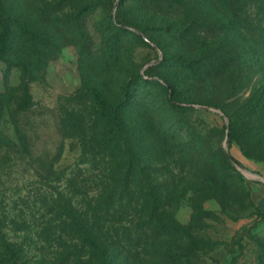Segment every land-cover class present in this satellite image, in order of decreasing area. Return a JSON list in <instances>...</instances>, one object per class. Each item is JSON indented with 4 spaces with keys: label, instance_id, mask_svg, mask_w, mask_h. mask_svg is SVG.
<instances>
[{
    "label": "rangeland",
    "instance_id": "rangeland-1",
    "mask_svg": "<svg viewBox=\"0 0 264 264\" xmlns=\"http://www.w3.org/2000/svg\"><path fill=\"white\" fill-rule=\"evenodd\" d=\"M163 1L8 4L12 9L5 17L27 30L14 25L11 46L0 57V101L6 104L2 128L18 149L0 145V176L13 193L10 198L26 194L47 171L64 186L78 168L91 177L75 129L81 124L91 131L99 103L108 114L125 96L121 85L129 82L134 100L126 118L137 137L147 136L149 182L158 178L165 186L161 222L180 230L164 245L179 240L189 227L196 240L211 245L194 253L191 264H258L248 232L264 236V100L257 103L264 94V52L239 66L235 57L227 69L222 50L220 62L212 53L214 45L222 46L216 25L224 19L216 8L204 0H185L175 14L177 29L170 30L157 20V13L166 11ZM258 11L249 4L244 16L264 27ZM117 14L123 21H141L145 30L136 24L125 27L142 38L127 33L119 46L118 31H111V21L121 25ZM30 37L37 47L25 45ZM242 48L238 57L247 49ZM211 58L216 63L210 64ZM167 84L185 109L170 104ZM15 129L27 138L17 141ZM212 165L216 170L208 175ZM19 212L28 211L19 207L10 213ZM27 214L15 217L26 216L28 229L9 225L6 240L26 245L28 259L35 260V213ZM183 241L186 246L190 240ZM172 262L163 252H149L129 263ZM114 264L127 263L117 259Z\"/></svg>",
    "mask_w": 264,
    "mask_h": 264
},
{
    "label": "trees",
    "instance_id": "trees-1",
    "mask_svg": "<svg viewBox=\"0 0 264 264\" xmlns=\"http://www.w3.org/2000/svg\"><path fill=\"white\" fill-rule=\"evenodd\" d=\"M134 1L136 0H121V4ZM137 1L144 5L147 2ZM204 1L214 6L224 19L216 25L220 30V40L217 43L222 45H214L212 50V53H218H214L217 55V62L222 59L219 49L224 53L227 69L235 57V64L239 66L253 60L254 54L264 52V27L251 22L247 14L244 16V8L249 4H254L259 9L258 13L264 14V0ZM14 2L16 0H0V57H3L11 46V37L15 35L12 27L15 25L19 30H27L25 26L21 29V23L5 17V13L12 9L8 4ZM184 2L185 0H164L166 11L157 13V20L166 24L170 30H176L178 20L175 14L179 3ZM83 15H87L86 11ZM117 22L121 25L111 21V31H118L119 46L127 33L142 38V34L125 27L136 24L134 26L145 30L146 27L142 26L141 21H123L117 14ZM28 39L26 46L37 47L34 39ZM242 46L247 49L238 57L236 51L240 53ZM214 58H211L210 64L216 63ZM215 72H212L211 76L217 74ZM164 87L167 91H172V97L168 95L170 104L177 109H185L186 106L174 98V87L170 84ZM129 88V82L121 85L125 96L108 114L103 103H99V110L95 112V125L91 131L81 124L75 129L82 144L81 158L85 160L83 162L89 163V172L93 174L91 177H85L82 172L84 170L78 168L72 171L64 186L60 183V177L56 178L54 173L47 171L35 182L37 186L35 183L31 184L27 187L26 194L22 196L20 193V197L10 198L13 193L7 192L10 187H6L0 176V264H114L117 259H122L128 264L136 258L146 257L149 252H163L166 259L173 261V264H191L194 253L211 247L208 243L196 240L189 227L183 228L179 240L172 242V245H164L166 237L180 230L172 229V226L161 222L160 212L165 186L162 179L156 178L149 182L150 177L145 172L147 136L141 134L137 137L133 123L126 118L127 109L134 100L129 94ZM263 100L264 94L261 92L257 103ZM5 108V102L0 101V145L18 152L15 138L9 136L2 128ZM238 109H242V106H237ZM142 113L149 115L145 110H142ZM15 134L17 141L22 142L27 138V135L18 129H15ZM212 170H216L213 165L207 174H211ZM19 207L28 212H19L20 215L12 216L10 212ZM26 213H35V251L38 252L35 260L28 259L26 245L6 240L9 225L11 230L28 229L23 225L26 216L19 219L15 217ZM248 238L256 249L258 264H264V236L250 231ZM184 239L190 240L186 246Z\"/></svg>",
    "mask_w": 264,
    "mask_h": 264
}]
</instances>
